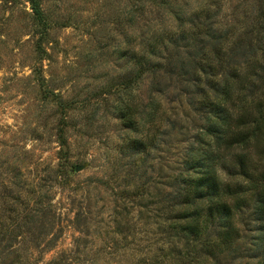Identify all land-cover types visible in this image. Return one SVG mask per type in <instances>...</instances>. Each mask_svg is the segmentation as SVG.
I'll return each mask as SVG.
<instances>
[{"label": "rangeland", "instance_id": "obj_1", "mask_svg": "<svg viewBox=\"0 0 264 264\" xmlns=\"http://www.w3.org/2000/svg\"><path fill=\"white\" fill-rule=\"evenodd\" d=\"M39 2L43 21L0 0V264H264L257 191L238 246L185 251L165 213L184 157L212 139L210 82L217 102L264 107V0ZM247 147L224 151L221 177L246 182L230 162Z\"/></svg>", "mask_w": 264, "mask_h": 264}, {"label": "trees", "instance_id": "obj_2", "mask_svg": "<svg viewBox=\"0 0 264 264\" xmlns=\"http://www.w3.org/2000/svg\"><path fill=\"white\" fill-rule=\"evenodd\" d=\"M28 1L35 17L43 21L44 14L39 0ZM209 31L208 29L207 32ZM192 32L190 30V33ZM206 35L210 36V34ZM186 39L182 37V40ZM226 45L227 43L223 45V41L220 42L218 51H214L216 55L207 64L209 69L216 65L223 67L221 60L227 56L224 50ZM209 85L208 91L206 90L205 93L203 91V99L208 103L207 113L204 115L207 120L205 132L212 139L200 140L198 144L203 146L198 147L190 156L184 157L174 193L169 194L165 201L167 207L165 213L168 214L167 227L171 232L173 230V235L178 236L179 239L186 238L185 251L198 245L205 251L210 250L211 247L228 248L236 241L238 243L235 246H238L242 237L238 236L239 226L236 225V219L243 212V208L251 204L250 201H242L241 195L247 190H253L254 195L257 191L256 201L251 204V213L256 214L254 223L261 224L260 232L264 233V175L263 171L256 173L258 168L264 170V166H260L264 164V155L260 151L264 149V107L258 106L252 100L248 102L243 98L240 99V96L236 95L229 101L230 106H226L220 103V100L217 102L214 96H210L212 83L210 82ZM122 112L126 113V111ZM124 116L125 114L122 113V117ZM249 144L259 149L255 158L246 160L238 153L230 162L234 164L239 177L246 178V182L242 183L243 179H241L236 184L232 183L231 172L228 174V179L221 177L216 163L219 158L224 161L226 157L224 151L248 148ZM249 165L253 167L250 168ZM255 237V235L251 236L252 244H257L258 238L256 237L254 241ZM175 242L179 243V240ZM186 261L183 259L177 262L187 264ZM200 261L193 259V264H199Z\"/></svg>", "mask_w": 264, "mask_h": 264}, {"label": "water", "instance_id": "obj_3", "mask_svg": "<svg viewBox=\"0 0 264 264\" xmlns=\"http://www.w3.org/2000/svg\"><path fill=\"white\" fill-rule=\"evenodd\" d=\"M82 167H83L82 165L81 166L76 165L75 166V171H78V170L82 169Z\"/></svg>", "mask_w": 264, "mask_h": 264}]
</instances>
